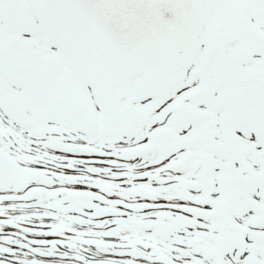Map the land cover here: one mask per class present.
Instances as JSON below:
<instances>
[{
    "label": "snow or ice",
    "instance_id": "snow-or-ice-1",
    "mask_svg": "<svg viewBox=\"0 0 264 264\" xmlns=\"http://www.w3.org/2000/svg\"><path fill=\"white\" fill-rule=\"evenodd\" d=\"M0 264H264V0H0Z\"/></svg>",
    "mask_w": 264,
    "mask_h": 264
}]
</instances>
